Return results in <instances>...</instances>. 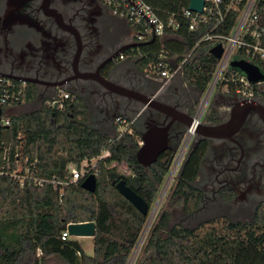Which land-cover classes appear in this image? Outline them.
<instances>
[{
    "label": "trees",
    "instance_id": "trees-1",
    "mask_svg": "<svg viewBox=\"0 0 264 264\" xmlns=\"http://www.w3.org/2000/svg\"><path fill=\"white\" fill-rule=\"evenodd\" d=\"M144 1L163 18L171 14L176 18L188 7L186 0ZM201 37L202 33L184 30L180 41L143 45V57L134 60L136 66L145 71L161 52L179 54V61ZM211 50L210 45L201 44L183 69V77L202 93L219 63ZM36 98L35 87L26 84L19 106L32 104ZM10 122L9 127L0 125V264H47L50 258L61 264H128L148 215L120 194L116 184L127 175L111 167L127 166L150 211L169 173L172 152L144 168L137 161L140 138L135 127L119 140L117 135L91 128L87 106L78 97L66 100L55 112L44 103L34 111L10 116ZM207 147L205 141L197 144L175 184V196L187 212L194 213L201 199L195 182ZM104 151L109 156L100 160ZM92 160H97L89 173L97 180L94 193L83 189L86 178L73 182L70 169ZM15 173L18 177H13ZM34 180L44 183L40 186ZM169 221L166 213L157 218L134 264H264V209L248 222L222 217L189 228L170 226ZM82 223L96 224L92 256L86 255L78 240L62 239L70 224Z\"/></svg>",
    "mask_w": 264,
    "mask_h": 264
},
{
    "label": "flooded vegetation",
    "instance_id": "flooded-vegetation-1",
    "mask_svg": "<svg viewBox=\"0 0 264 264\" xmlns=\"http://www.w3.org/2000/svg\"><path fill=\"white\" fill-rule=\"evenodd\" d=\"M132 39L126 24L119 23L101 0H0L1 77L33 85L37 91L34 103L39 105L44 104L45 96L70 92L109 120L133 121L132 126L152 142L158 140L148 137L153 127L170 126L169 147L174 148L196 113V98L176 84L141 75L132 58L121 60L127 50L121 51L134 43ZM103 79L155 98L183 113V117L151 109L133 119L129 115L140 109L141 98L120 96L106 88ZM222 101L225 107L217 116L202 122L228 125L237 107L248 103L240 96ZM254 104L237 131L223 129L207 143L199 173L204 181L198 187V207L214 199L222 205L243 204L253 207V218L264 209V84ZM160 147L155 143L148 153Z\"/></svg>",
    "mask_w": 264,
    "mask_h": 264
},
{
    "label": "built area",
    "instance_id": "built-area-1",
    "mask_svg": "<svg viewBox=\"0 0 264 264\" xmlns=\"http://www.w3.org/2000/svg\"><path fill=\"white\" fill-rule=\"evenodd\" d=\"M101 1L114 17L124 21L131 28L133 39L130 42L142 44V46L150 45L157 40H165L168 36L174 37L173 40L175 41H180L184 30L191 33H202L199 41L181 60L178 61L177 56L171 57L161 52L158 60L148 65L145 70L146 74L153 79L164 81L165 84L183 76L184 65L196 56L201 44H208L211 49L217 46L222 49L218 66L207 90L204 92L200 105L197 107L193 123L186 130L178 151L170 163L173 172L183 161L196 131L202 123L204 113L220 86L219 89L224 91L223 93L233 92L247 100L248 103H254L255 97L259 94L264 79L253 84L248 81L243 73L235 72L230 63L234 60L244 61L257 68L264 75V0H197L203 3L200 12L190 9L193 0H186L188 7L179 12L176 18L175 14L163 18L144 0ZM140 47L130 49L131 54H122L120 59L130 57L137 60V58H142ZM234 57L237 58L234 59ZM254 88H256L257 93L254 92ZM25 92L26 83L0 76V108L3 110L1 126H10V116L12 115L9 109L23 103ZM74 97L70 92L63 91L44 103L47 107L54 108L57 106V108L62 109L64 102ZM115 124L122 128L116 136L117 140L125 133H132L133 121L118 118ZM139 145H142L141 141ZM108 156L109 151H104L99 159H106ZM96 162L97 160L85 161L80 167L71 166L72 181L77 182L81 178L89 176ZM118 166L122 165H113L111 168ZM171 166L169 165V168ZM89 167L90 169H88ZM13 177H18L17 173L13 174ZM169 178H172L171 173ZM34 181L40 186L44 183L41 180ZM69 238L72 237L67 228L62 234V239L67 240Z\"/></svg>",
    "mask_w": 264,
    "mask_h": 264
},
{
    "label": "water",
    "instance_id": "water-1",
    "mask_svg": "<svg viewBox=\"0 0 264 264\" xmlns=\"http://www.w3.org/2000/svg\"><path fill=\"white\" fill-rule=\"evenodd\" d=\"M203 3L201 1L193 0L190 4V9L195 11H201L202 10ZM154 41V40H153ZM151 41V42H153ZM149 42V43H151ZM142 46V44H131L128 46H125L124 50L121 52H124L126 50H130L133 48H137ZM211 53L219 59L222 54V49L220 46H217L211 50ZM230 66L234 70H238L239 72L243 73L249 82L256 84L259 81H262L264 79V75L254 66H252L249 63H246L244 61H232L230 63ZM104 80V86L106 88H110L116 93L128 97L129 95H133V92L129 89H126L125 87L121 86H115L109 80ZM28 82V81H27ZM138 95V93H137ZM138 96H142L139 94ZM141 100H139L142 104L140 109L135 113V116L133 119H139L147 113L149 110H155L162 114H168V115H177L179 117H183V114L176 110L175 108H172L171 106H168L166 104L158 102L155 98L148 97V96H142L140 97ZM256 105L254 103H246L244 106H238L236 111L232 114V118L230 120V124H222V125H211L202 122L196 131V136L194 138V143L192 145L191 152L194 150L196 145L200 141H205L208 144L211 142L212 139L216 138V133L221 132L223 129L226 132L234 133L237 131L241 125H243L247 115L252 111V108H254ZM54 112L57 110V106L54 108ZM3 110L0 108V121L2 116ZM193 118L191 117L188 123H186V130L191 127L193 123ZM169 129L170 126L166 127L165 129L153 127L152 130L149 131L148 137L156 136L158 140H153V142L148 139L145 135L140 134L142 145L140 146L138 152H137V161L140 165H142L144 168H149L151 165H153L155 162H157L160 155H162L164 152L170 150L172 152V158L177 153V149L180 145V142L185 134V132L182 134V136L179 138L178 143L174 148L169 147ZM155 143H159L161 147L159 149H156V151H150L149 149H152V146ZM152 144V145H151ZM189 154V155H190ZM82 187L84 190L94 193L96 191L97 187V180L94 174H90L86 177V179L82 183ZM117 190L120 192L122 196H124L139 212H141L143 215H148L149 208L146 202L138 195V191L140 190L141 186L139 182L132 176H127L126 179L119 180L116 184ZM68 232L69 235L72 238H95L96 236V224L95 223H82V224H70L68 226Z\"/></svg>",
    "mask_w": 264,
    "mask_h": 264
},
{
    "label": "rangeland",
    "instance_id": "rangeland-1",
    "mask_svg": "<svg viewBox=\"0 0 264 264\" xmlns=\"http://www.w3.org/2000/svg\"><path fill=\"white\" fill-rule=\"evenodd\" d=\"M117 20L121 24L125 23L124 21H121L118 18H117ZM235 58H237V57H234V59ZM180 79L177 80V82H180ZM185 80L190 84L189 80H187V79H185ZM219 88H221V86ZM219 88L216 91V93L214 94L213 98L216 96V94L219 91H221ZM49 98H52V97L45 96L42 100L46 101ZM200 100L197 103V107L201 103ZM213 100H215V99H212V101H210V103H209V105H208V107L204 113V117H206L207 114L210 112V110H212L211 109L212 106L216 111H218L220 108H222V105L219 106L218 103H214ZM44 101H43V103H44ZM39 103H41V102H39ZM41 106H42V103H41V105H39L38 103L29 104L25 107H21L19 109V111L17 112V114H25V113L34 111V110L40 108ZM94 124H95V122H94ZM118 130L121 131L122 128L119 127ZM194 138H193V140H192V142H191V144L187 150V153H186L183 161L181 162L180 166H178V168L173 170V172H172V166L170 164L171 168H169V173L166 176L164 183L159 187L157 199H156L154 205L152 206V208L150 209V211L148 213V221H147L146 227L144 229V232H145L146 228H148L146 235L149 232L152 225L154 224V222L157 220V218H159V216L162 213H166L167 215H169V217H170L169 225L170 226L180 224V225H183V226L189 227V228H195L198 225L202 224L203 222H205L207 220L214 219V218L225 217V218H228L232 221H241V222H248V221L253 220V211H254L253 207H251V206L245 207V206H243V204H239L237 206L235 204L222 205L219 203V200H217V199H214L213 200L214 202H211V200H208L210 202L207 201L205 204H201L200 207H198L199 209L194 210L195 212L193 211L194 213L185 211L184 203L182 200L179 199V197L175 196L174 188H175V184L177 182V179L179 177V174L181 172V169L184 166V162L186 160L187 154L189 153V151L192 148V145L194 143ZM172 160H173V158H172ZM172 160H171V162H172ZM93 164H95V161H93ZM116 169H117V172L120 174L131 176L130 171L128 170L127 166H125V165L118 166V167H116ZM170 173H171L172 178H169ZM203 181H204L203 177H201V176L198 177L197 183L195 184V187L198 189V187L200 186V183ZM157 206H158V208H157ZM153 219H154V221H153ZM144 232L142 233V235H144ZM146 235H145V237H146ZM145 237H144V240H145ZM73 239L78 240L82 244L86 255H88V256L93 255V252H94V240H93V238H73ZM144 240H143V242H144ZM143 242H142V244H143ZM142 244H141V246H142ZM141 246H140V248H141ZM135 249H134V252L130 258V261L132 260L134 254H135ZM130 261L128 264H130ZM47 264H61V262L58 259L53 258L50 261L48 260Z\"/></svg>",
    "mask_w": 264,
    "mask_h": 264
},
{
    "label": "crops",
    "instance_id": "crops-1",
    "mask_svg": "<svg viewBox=\"0 0 264 264\" xmlns=\"http://www.w3.org/2000/svg\"><path fill=\"white\" fill-rule=\"evenodd\" d=\"M126 26H127V29L132 33L131 28H130L127 24H126ZM173 39H174V37H171V36H168L167 38H165V40H173ZM128 41H129V40H128ZM131 44H133V43H128L126 46L131 45ZM165 54H168V55L171 56V57H173V56H177V59H179V54H176V53H174V54L165 53ZM134 65H135L136 70L139 71L141 75L146 76V77H148V78H151L150 76H148V74H146L145 71H140V70L137 68L135 61H134ZM183 76H184V75H183ZM183 76H180V77L175 78L174 80H172V81L169 82L168 84H171V83L176 84V85L178 86L179 89H181V90H183V91H185V92H187V93H189V94L195 96V98H196V103H198V101H199L200 99H202L204 93L198 91L197 88H195L194 86L190 85V84L185 80V78H184ZM180 78H181V79H180ZM179 79H180V82H177V80H179ZM185 82H186V83H185ZM178 83H179V84H178ZM132 92H133V95H135V96H138L139 94H141L142 96H145L144 94H142V93H140V92H137V91H135V90H132ZM137 93H138V95H137ZM118 95H120V94H118ZM120 96H122V95H120ZM142 96H138V97H142ZM234 96L239 97L237 94H235V93H233V92H230V93H223V91L221 90V91H219V92L216 94V96H215L214 98H212V99H215V100H213L214 103H218L219 106L222 105V108H220V109H223V108L225 107V103H224L223 101L221 102V100H223V99H225V98H229V97H234ZM130 97H131V96H130ZM80 99H81V98H80ZM82 100H83V102L85 103V105L87 106V109H88L89 126H90L91 128L96 129V130H98V131H100V132H103V133H105V134L114 135V136L117 135V134L119 133V130H118L119 127L115 124L114 120L112 121V120L107 119V118L105 117L104 114H102V113H98V112H97L95 109H93V108L90 110L89 107H88V105H87V101L84 100V99H82ZM200 101H201V100H200ZM211 101H212V100H211ZM25 106H27V105L24 104L23 106L21 105V106H17V107H12V108L9 109V112H10L11 115H16L17 112L19 111V109H20L21 107H25ZM211 109H212V110H210V112L207 114L206 117L203 116L204 118H202V121H204L205 118H208V120H212L214 117L217 116V114H218L217 112H218V111H216V110L213 108V106L211 107ZM212 112L214 113L213 116H212ZM182 114H183V113H182ZM134 116H135V113H134V115H132V116L129 115V117H132V118H133ZM94 122H95L96 125L94 124ZM94 125H95V126H94ZM140 136H141V135H140V133H139V137H140ZM140 141H141V140H140ZM51 259H53V258H50L49 261H50Z\"/></svg>",
    "mask_w": 264,
    "mask_h": 264
},
{
    "label": "bare ground",
    "instance_id": "bare-ground-1",
    "mask_svg": "<svg viewBox=\"0 0 264 264\" xmlns=\"http://www.w3.org/2000/svg\"><path fill=\"white\" fill-rule=\"evenodd\" d=\"M159 206V205H158ZM158 206H157V208H158ZM156 208V209H157ZM157 211V210H156ZM153 221H154V219H153ZM151 222V221H150ZM150 224V223H149ZM148 224V225H149ZM150 228V227H149ZM147 229L148 228H146V231L144 232V235H142V237H141V239H140V241H139V243H138V245H137V247H136V249H135V254H134V256H133V258H132V260L130 261V264H134V262H135V260H136V257H137V255H138V252H139V250H140V246H141V244H142V242H143V240H144V237H145V235H146V232H147Z\"/></svg>",
    "mask_w": 264,
    "mask_h": 264
}]
</instances>
